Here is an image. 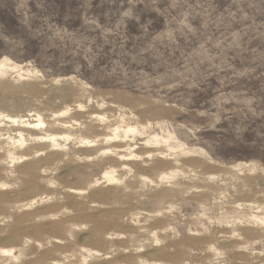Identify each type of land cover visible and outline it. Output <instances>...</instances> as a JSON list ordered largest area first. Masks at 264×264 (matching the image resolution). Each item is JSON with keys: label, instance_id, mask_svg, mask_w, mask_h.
<instances>
[{"label": "rangeland", "instance_id": "1", "mask_svg": "<svg viewBox=\"0 0 264 264\" xmlns=\"http://www.w3.org/2000/svg\"><path fill=\"white\" fill-rule=\"evenodd\" d=\"M172 28L224 61L182 93L202 132L134 137L108 73ZM0 57V264H264V0H0Z\"/></svg>", "mask_w": 264, "mask_h": 264}, {"label": "clouds", "instance_id": "2", "mask_svg": "<svg viewBox=\"0 0 264 264\" xmlns=\"http://www.w3.org/2000/svg\"><path fill=\"white\" fill-rule=\"evenodd\" d=\"M180 23L188 29V33L195 35V29L187 22L186 16ZM189 39L188 34L173 29L174 42L164 50L159 61L150 60L143 66L128 63L126 67L121 66L119 72L113 69L108 73L117 86L132 93L134 102L124 105V110L127 113L128 131L134 137L142 136L147 129L159 127L154 123L156 119L168 122L169 129L176 133V137H172L173 139L191 141L202 132L199 122L194 121L191 115L196 105L184 102L182 93L185 89L196 85L202 87L205 76L217 75L219 65L216 61L221 60V63L224 61L219 52L214 53L211 49H206L209 43L208 39L203 42L197 41L195 47L191 49H183L180 42ZM201 48L207 50L206 56L202 57L198 54V50ZM177 52H179L178 56ZM0 59L6 63L10 62L9 57H0ZM98 70V65L94 63L84 61L82 65L77 62L72 75L83 76L85 71L95 72ZM233 76L237 77L236 72L233 73ZM76 107L84 110L85 106L77 105ZM150 109L160 110L163 115L145 117L143 113ZM112 138L109 137V139ZM142 142L145 147L153 143L151 139H145ZM84 143L91 146L96 142L84 141Z\"/></svg>", "mask_w": 264, "mask_h": 264}]
</instances>
